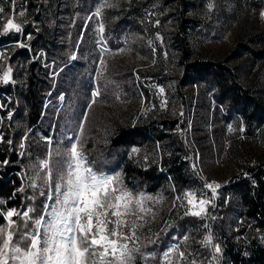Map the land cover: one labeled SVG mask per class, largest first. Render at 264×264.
<instances>
[{"label": "rangeland", "instance_id": "1", "mask_svg": "<svg viewBox=\"0 0 264 264\" xmlns=\"http://www.w3.org/2000/svg\"><path fill=\"white\" fill-rule=\"evenodd\" d=\"M210 3L211 9L208 7ZM0 8L4 9V12L0 13V23L13 18L15 13L14 20L22 28V33L13 31L0 35L2 39H11L9 45L0 46V75L8 67L12 68L11 79L7 83L0 80V88L15 87L16 80L11 59L19 51L30 49L32 43L47 31L51 32L49 42L51 56L60 58L62 55L70 54L69 61L72 64L78 59L83 63L92 62L95 66L94 77L97 84L89 95L83 96L89 100V106L84 111L82 107L77 110L78 118L69 127L70 134L66 141H61L54 149L53 132L49 138L42 140V143L46 144V146L42 144V150L45 148L49 150L47 158L33 157L28 152L27 136L30 132L17 143L13 123L21 104L19 102L14 104L12 97L0 93V150L7 157L4 162L0 160V178L15 152L17 155L15 165L20 167V170L14 174L21 182L8 198H0V227L11 231L15 218L19 217H12L14 223L9 228L7 210L16 209L17 212L25 210L22 206L11 207L10 203H16L18 195L23 194V188L28 184L40 188L43 193L49 192V183L45 180L47 169L39 166L40 160L49 161L54 177L55 166L60 159L59 153L64 151L70 141L77 143L78 151L86 157L80 151L78 143L84 135L89 107L95 103L91 125L95 119L102 117L104 123L101 125L104 131L109 129L112 122L119 123L120 120L116 119L118 116L120 119L127 117L133 127L141 126L144 129L150 127L166 135L160 143L153 138L151 141L155 143L154 147L147 142L133 148L128 154L127 161L136 170L146 171L155 167L157 177L165 175L167 181L158 179L154 190H146L144 187L136 188L135 177L127 182L121 171L111 174L119 177L122 186L134 194L143 193L152 198L144 203V207L151 211L142 214L143 219L136 221V233L139 239L135 243V248L141 247L145 235L161 245L160 235L164 228L170 227L182 218L191 217L201 223L203 236L198 239V244L203 251L199 249L197 254L193 252L194 236L188 233L179 241L168 245L166 249L168 251L178 245L187 260H180L176 253H172L168 264H188L193 258L197 264H229L222 257L224 241L222 237H216L214 232L216 225L214 222L217 221V225H220L225 218L219 216L217 201L221 198V190L229 187L239 176L243 178L250 176L243 162L233 159L226 151L237 139L253 144L255 158L262 157L264 127H261L251 138L246 135L248 123L244 118L230 117L226 120L224 108L218 105L209 86L204 83L189 84L188 66L193 63L222 64L238 72L241 85L246 89H251L257 76L264 82V45L258 47L252 42V37L258 35L264 25V2L261 0H0ZM20 12H23L22 16L19 15ZM97 12L100 14L95 15ZM121 20L128 23L126 27L121 28L124 29V33H117L116 24ZM99 24L104 25L103 33L98 30ZM28 34H31V39H25ZM101 35L104 37L103 40H100ZM112 39L115 45H119L118 47L112 48L109 44V40ZM19 41H22L26 47H19ZM80 49L83 50L82 55H79ZM255 52L262 54V57H256L253 65L254 58L249 60V55ZM46 57L45 52H39L34 60L42 59L45 63ZM100 60H103L102 64ZM117 70L130 74V77L124 81L134 84L140 95L132 90L125 91L111 103L102 97L97 80L104 79ZM161 89L163 92L160 91ZM64 100L65 96H62L59 101L60 109L64 106ZM257 123L253 125L256 126ZM91 128L87 129L86 134H89ZM75 130L76 135H74ZM42 136L43 132L38 131L34 137L40 140ZM53 150H56V154L52 158ZM170 159H174L179 173L186 177L187 184L184 186L178 187L170 175L165 163V161L170 162ZM86 160L92 166L87 157ZM213 182L219 185L214 196L205 187L206 184ZM188 190L195 191L198 198L203 193L205 198L211 201L206 206L204 215L197 217L185 214L190 206L177 197ZM229 200L230 197L227 198V201ZM45 203L50 202L45 198ZM233 209L237 210L236 216H238V206ZM231 216L236 217L233 214ZM245 227V222L242 220L233 223L229 236L234 240L235 245L251 244L247 233L241 234ZM209 234L212 236V244L220 246L218 253L213 246L202 243ZM129 247L133 245L130 243ZM201 252L204 254L202 255ZM163 257L164 254L161 256L160 264H165Z\"/></svg>", "mask_w": 264, "mask_h": 264}, {"label": "trees", "instance_id": "2", "mask_svg": "<svg viewBox=\"0 0 264 264\" xmlns=\"http://www.w3.org/2000/svg\"><path fill=\"white\" fill-rule=\"evenodd\" d=\"M126 23L128 22L124 20L118 21L115 28L118 30L117 33H124V29L121 28L126 27ZM50 34L51 32L47 31L32 43L30 49H23L14 55L11 64L14 66L16 85L0 88V93L12 97L14 104L15 102L21 104L13 123L17 143L30 132L27 136L28 152L33 157L39 156L40 158H47L49 154L47 148L42 150V144H44L42 140L49 138L52 132L55 140L54 149L61 141H66L70 134L69 127L78 118L77 110L82 107L84 111L89 106V100L83 96L89 95L97 85L94 77L95 66L92 62L83 63L81 59H78L72 64L69 61L70 54L62 55L60 58L51 56ZM10 41L11 39L0 37V46L9 45ZM252 42L258 47L264 45V25L258 35L252 37ZM109 44L112 48L119 46L114 44L113 39L109 40ZM82 51V49L79 50V55L83 54ZM39 52L47 54L45 63L42 59L34 60ZM249 56V60L254 58L252 61L254 65L255 58L262 57V54L255 52ZM122 71H114L108 77L97 80L102 97L109 103L125 91L132 90L140 95L134 84L124 81L130 77V74ZM188 72L190 85L204 83L210 87V92H213L218 105L224 108L226 120L230 117H237L247 121V136L253 138L257 131L264 127V82L258 78L259 76L256 77L251 89H246L241 85L238 72L222 64L193 63L188 66ZM62 96H65V100L63 108L60 109L59 101ZM97 101L99 102V99ZM94 108L95 103L89 107L84 135L78 143L80 151L91 161L93 169L98 173L108 175L121 171L127 182L135 177L136 188L144 187L146 190H154L159 180L167 181L165 175L157 177L155 167L146 171L136 170L127 161L130 150L147 142L154 147L155 143L151 140L154 138L160 143L166 135L150 127L145 129L141 126L133 127L127 117L120 119L118 116L116 119L120 120L119 123L112 122L109 129L104 131L101 125L104 123L102 117L95 119L91 125ZM234 114L237 116H233ZM255 122H258L256 126L253 125ZM89 128L91 131L86 134ZM76 130L74 135H76ZM38 131L43 132L40 140L34 137ZM1 152L0 150V160L4 162L7 157ZM226 152L233 159L243 162L250 177L239 176L229 187L221 190V198L217 201L219 216H225L220 225H217V221L214 222L216 223L214 225L215 236L222 237L224 241L222 242L224 249L222 257L229 264H264V155L258 159L255 158L253 144L250 145L246 141L237 139ZM55 154L56 150H53L52 158ZM169 161L165 163L175 184L178 187L187 184L186 177L179 173L174 159ZM15 162H17V155L14 152L11 160L9 159L10 164L1 173L0 198H8L12 191L21 185L20 180L14 174L20 170ZM252 163L254 165H251ZM23 189V194L18 195L16 203H10V206L31 209L30 217L40 216L45 204V195L42 194V190L30 184ZM228 197H230L229 201H227ZM236 206L239 208L238 216H236L237 210L233 209ZM232 214L236 217H232ZM196 220L191 217L182 218L170 227L164 228L160 235L161 245L145 235L142 238L141 247L132 255L131 264H160L161 256L168 245L179 241L188 233L194 236L192 247L193 252L197 254L201 249L198 239L203 236V231L201 223ZM238 220L245 222L246 227L241 234L247 233L248 239L251 240L249 246H244L243 243L235 245L234 240L229 236L233 223ZM14 221L11 227L14 240L19 232H31V221L21 217L15 218ZM26 224L27 228L24 227ZM24 243L25 241H21L22 245Z\"/></svg>", "mask_w": 264, "mask_h": 264}, {"label": "snow or ice", "instance_id": "3", "mask_svg": "<svg viewBox=\"0 0 264 264\" xmlns=\"http://www.w3.org/2000/svg\"><path fill=\"white\" fill-rule=\"evenodd\" d=\"M208 7L211 9L212 4ZM3 12L4 9L0 8V13ZM19 15L22 16L23 12ZM14 16L15 13L13 18L0 23V35L13 31L22 33ZM98 30L103 33L104 25L99 24ZM25 39H31V34ZM103 39L101 35L100 40ZM18 46L26 47L22 41ZM99 62L102 64L103 60ZM11 72L12 68L8 67L0 75V80L9 82ZM59 155L54 177L49 161H39V166L47 169L45 180L50 189L42 193L50 203H45L41 215L30 217L31 209L6 211L9 228L14 223L12 217L19 216L31 221L32 230L19 232L14 240L12 231L0 227V264H131L132 255L137 251L135 243L139 239L136 221L151 211L144 207V203L152 198L124 188L119 177L95 171L78 151L75 142L70 141ZM205 187L214 196L219 185L213 182ZM177 199L190 206L186 215L197 217L206 213V206L211 202L203 193L198 198L193 190L184 192ZM129 217L135 219L129 220ZM21 241L25 243L22 245ZM130 243L133 247H129ZM202 243L213 246L217 253L220 251L218 244H212L211 234ZM172 253H176L180 260H187L176 245L164 253L165 264ZM188 264L197 262L193 258Z\"/></svg>", "mask_w": 264, "mask_h": 264}]
</instances>
